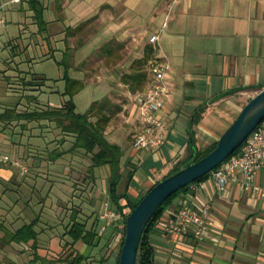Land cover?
Segmentation results:
<instances>
[{
	"label": "crops",
	"instance_id": "obj_1",
	"mask_svg": "<svg viewBox=\"0 0 264 264\" xmlns=\"http://www.w3.org/2000/svg\"><path fill=\"white\" fill-rule=\"evenodd\" d=\"M52 1L49 3L53 8ZM67 2L64 0L51 12V17L44 19L48 29H59L60 36L64 37L67 28L71 32L88 28L92 31L90 38L97 37L100 43L92 44L89 55L102 50L106 58L98 63L111 62L109 76L95 84L93 70L77 69L78 60L88 55L75 58L71 66L82 78L80 81L89 87L91 96L97 97L95 100L115 99L116 85L127 87L121 78L130 73V66L137 60L148 61L155 56L169 64L166 76L169 94L159 112L166 130L163 145L152 151L132 147L136 127L132 103L123 106L132 120L129 138L123 139L118 133L122 128L113 121L106 130L109 141L123 151L122 169L126 174L124 177L121 174L124 186L118 194L126 195L133 203L167 175L186 153L191 133L199 150L205 136L215 142L221 133L216 137L211 133L216 129L202 126L208 114L215 113L229 126L234 120L232 116L236 117L244 104L264 88V0H101L100 6L103 3L106 9L98 14L94 9L84 13L72 9L67 13L64 11ZM68 17L73 20L72 25L64 29L60 19ZM160 31L163 35L157 43L150 44L149 38ZM107 49L109 53L105 52ZM148 49L152 50L150 54L146 53ZM129 95L128 90V99ZM140 153L151 154L158 164L144 172L141 179L137 178L140 165L135 163V159L142 160ZM200 182L204 188L191 201L196 206L208 203L211 226L205 241L198 242L190 235L168 237L160 230L180 207L181 192L153 222L148 233L152 264H264V197L244 192L239 176L229 182L223 195L216 193L208 178ZM254 183L264 188V171L258 173ZM107 187L108 183L105 187L96 178L93 188L102 194L103 200L108 199ZM124 200L125 197L121 198L120 206ZM101 204L93 201L87 206L91 222ZM108 239L111 242L107 248L113 251L111 257L101 261L104 254L100 253L92 259L94 264L114 263L118 244L113 241L112 230Z\"/></svg>",
	"mask_w": 264,
	"mask_h": 264
},
{
	"label": "rangeland",
	"instance_id": "obj_2",
	"mask_svg": "<svg viewBox=\"0 0 264 264\" xmlns=\"http://www.w3.org/2000/svg\"><path fill=\"white\" fill-rule=\"evenodd\" d=\"M9 1L0 0V4ZM100 1L68 0L67 6H64V11L70 13L74 9V11L84 13L89 9H94V12L98 14L106 9L103 3L100 6ZM49 2L50 0L42 1L46 10L45 19L48 18L47 16L51 17V12L58 5H62L64 0L52 1V3H55L53 8ZM3 15L6 24L4 27H0V104L3 105L0 106V110L2 111L7 105L17 101V93L14 90L20 91V78L24 76V73L45 79L38 102L33 107L59 106L63 99H66L61 95L64 90V83L61 80L63 69L57 64L62 58L60 51L63 50L61 39L63 35L60 36L59 31H57L59 29L51 27L47 30V33L37 35V28L32 19L33 14L27 9V4L24 1L9 3L3 8ZM54 17L57 18V14ZM68 19H60V23L63 22L62 27L64 26V29L72 25L71 21L73 20ZM91 33L92 31L88 28H83L69 34V45L72 47L71 51H73L70 64L74 65L75 58L78 59L83 55H88L85 59L81 57L76 67L83 71H87L88 67L93 70L94 79H92V83L96 84L109 76L111 72L109 63L111 62L98 63L99 60L106 58L102 50H98L96 53L92 52L89 55L92 44L100 43L97 37L90 38ZM162 35L159 33V38ZM46 37L48 38L45 39ZM89 38L90 40H88ZM47 47L57 48V51H53V58L45 54ZM74 51H76L75 54ZM69 75L74 79L81 78L74 68H70ZM88 75V73H85L84 76L88 77ZM4 76L8 77L7 82ZM21 86L23 87V84ZM115 90L117 91V97L111 99L110 102L121 106V110L113 117L112 121L122 128L118 133L121 136L123 135V139L129 138L127 134L132 128V120L128 111H123V106H128L131 103L126 96L128 88L123 85H116ZM96 98V96H91L89 87L85 85L83 90L75 95L73 99L76 111L78 113L85 112L91 101ZM100 100H103V98ZM234 118L236 117L232 116V119ZM48 124V121L30 122L27 129L22 130L15 123L0 122V225L13 232L30 223L37 216L39 222L34 230L38 234L39 256L43 261L60 256L62 244L70 242L68 236H62L67 225L68 210L66 208L69 209L73 205H79L82 214L79 216L78 221L86 223L89 227L91 220L86 218L90 215L87 206L91 205L93 201H97L99 205L103 201L102 194H98L97 190L90 184L85 187L81 186L80 177L86 173L87 168L84 157L72 154L70 157L64 155L54 163L46 161L45 154L54 149V145L51 143L52 140L59 136L58 130L46 127ZM202 126L208 130L216 129V131L211 132L216 137L219 132L222 133L228 127L215 113L208 114L202 122ZM219 128H222L223 131ZM204 139L205 141L200 143L201 149L214 143L213 139L208 136H205ZM67 144L66 142L63 149ZM38 146L41 148L39 149ZM139 155L142 160L135 159V163L138 166L140 165L137 178L141 179L144 172L148 173L151 168L158 167V164H155L151 154L140 153ZM185 155L186 153L179 160H182ZM4 156L8 158L7 163L1 162ZM121 159L123 161L124 157L122 156ZM122 161L120 173L124 177L126 171L122 169ZM15 162L18 166L14 165ZM21 168L26 171L22 172ZM62 168H65L68 175ZM109 173L110 169L107 166L94 169V176L99 182H104L105 187L108 183ZM72 177L76 180H72ZM132 185L134 186L136 183L133 182ZM123 186L124 182L120 181L117 191L120 192ZM129 196L132 197L130 193ZM99 228L100 223L95 225V230L99 236L98 244L91 246L77 243L75 246L80 253L90 257L89 260L100 253H104L108 243L111 242L108 241L111 229L107 228L104 233H100ZM121 239L122 236L119 241ZM118 245L115 247L116 255H114L113 264L116 261ZM112 252H110V255ZM104 257H107V255L104 254ZM30 259L31 253L27 251L25 246L14 242L2 245L0 240V264H30ZM36 264H41V261Z\"/></svg>",
	"mask_w": 264,
	"mask_h": 264
},
{
	"label": "trees",
	"instance_id": "obj_3",
	"mask_svg": "<svg viewBox=\"0 0 264 264\" xmlns=\"http://www.w3.org/2000/svg\"><path fill=\"white\" fill-rule=\"evenodd\" d=\"M23 1L27 4V9L33 14V23L37 28L36 34L41 35L43 33H47V22L44 19L45 7L43 6L42 1L21 0L19 3ZM70 33V29L67 28L62 40L64 48L60 51L62 58L57 63L63 69L61 80L64 83V90L61 95L66 99H63L59 106L46 105L43 106V108L33 107L38 102V97L41 94V87L44 85L45 79L36 75L30 76L29 74L26 75L24 73V76L20 78V91L14 90L17 93V101L7 105V107L2 111L0 110V122H5L6 124L15 123V125L20 127L22 130H26L30 122L39 123L41 121H48L49 124L46 125V127L52 130H58L59 136H56L55 139L52 140L51 143L54 145V149L52 151H48L45 154L46 161L48 163H54L64 155L66 157H70L72 154L84 157L86 159L85 163L87 168L86 173L80 177L81 186L83 187L88 184L93 187L96 180L94 176L95 168L104 166L109 167L110 173L108 177L107 190L108 200L111 207L114 210L121 211L122 206L119 205V201L121 198L125 197L126 203L131 208H134L141 198L154 185L134 203L131 202L126 195L120 196L118 194L117 186L121 178L120 164L123 151L119 145L109 141L106 135V130L113 117L121 110V106L112 104L109 99L104 98L103 100H95L91 102L88 109L83 113H78L76 111V106L73 99L75 95L83 90L85 83L83 81L76 80L69 75V70L72 66V64H70V58L73 52L69 47ZM47 38L48 37L45 39ZM53 51H57V49H54L53 47H47L45 54L53 58ZM105 52L109 53L110 50L107 49ZM151 52L152 50L150 49L146 50V53L148 54ZM4 78L7 82L8 77L4 76ZM121 82L127 86L131 95L134 96L141 93L147 86L148 82L147 58L133 62L130 66V73L123 75ZM22 84L23 87L21 86ZM13 85L15 86V84ZM21 89L25 90L22 91ZM193 123H196L195 119ZM190 136L193 138L192 133ZM66 142L68 144L64 147L65 149H63V146ZM215 145L216 141L206 148L199 150L195 146L194 141L191 144L189 141L185 157L182 160L177 161L170 172L162 179L177 172L186 164L198 161L211 150H213ZM38 147L39 149L41 148L40 146ZM237 151L238 150H236L232 155L236 154ZM62 169H64L63 171L65 172V168ZM208 175L209 174L204 175L196 182L206 179ZM71 179L74 181L76 180L73 179V177ZM185 190L186 187L169 197L156 211L154 217L149 221L141 238L136 264H152V250L148 242V233L151 230L152 224L162 214L166 206L172 202L173 198ZM66 210H68V215L66 216L67 225L65 226V231L62 236H68L70 242H64L62 244L60 256L44 261L41 260L39 256L40 246L38 243V234L34 230L35 226L39 222V218L37 216L31 220L30 223L21 226L13 232L9 231L5 226L0 225L1 244L5 245L14 242L25 246L27 251H30L31 253L30 264H36L39 261H41V264L93 263L94 261L92 259L89 260L90 257L80 253L75 246L77 243L91 246L98 244L99 236L95 230V225L100 222L98 221L97 217L92 220L89 227L86 223L79 222L78 218L82 214L81 207L79 205H73L69 209L66 208ZM86 218L87 220H91L92 215L90 214L86 216ZM124 232L125 220L123 221L122 239L118 245L115 264L118 262L119 252L124 239ZM110 252L112 251L106 248L103 254H106L107 257H104L103 255L101 261L107 260Z\"/></svg>",
	"mask_w": 264,
	"mask_h": 264
},
{
	"label": "built area",
	"instance_id": "obj_4",
	"mask_svg": "<svg viewBox=\"0 0 264 264\" xmlns=\"http://www.w3.org/2000/svg\"><path fill=\"white\" fill-rule=\"evenodd\" d=\"M21 0H11L8 3H19ZM0 4V27H4L6 19L3 8L8 4ZM161 33V31L159 32ZM159 33L149 38L154 45L159 40ZM169 71L168 62L161 57H152L147 61L148 82L143 91L137 95H129L134 105V118L136 127L132 135V147L135 150L152 151L159 149L164 143L165 127L159 112L165 106L169 88L166 76ZM221 165L212 170L208 180L215 188L216 193L223 195L229 182L239 176L241 188L244 192H252L264 197V188L254 183L258 173L264 171V120L250 133L246 140ZM1 162L7 163L8 158L2 157ZM15 166L18 164L15 162ZM22 172L26 170L21 168ZM203 184L194 182L183 191V198L178 210L165 221L160 230L168 237L190 235L194 240L203 242L209 232L211 219L208 203L196 206L191 199L196 192L203 189ZM131 207L124 200L121 211L114 210L108 199L103 200L101 209L97 214L100 222L99 232L104 233L107 228L112 230L117 244L120 242L123 221L129 215Z\"/></svg>",
	"mask_w": 264,
	"mask_h": 264
},
{
	"label": "water",
	"instance_id": "obj_5",
	"mask_svg": "<svg viewBox=\"0 0 264 264\" xmlns=\"http://www.w3.org/2000/svg\"><path fill=\"white\" fill-rule=\"evenodd\" d=\"M264 120V88L253 95L239 110L236 118L217 138L216 145L196 162L181 167L165 177L131 208L125 220V232L117 264H136L142 235L149 221L163 203L179 190L209 174L230 157L250 133ZM193 138H190V144Z\"/></svg>",
	"mask_w": 264,
	"mask_h": 264
}]
</instances>
